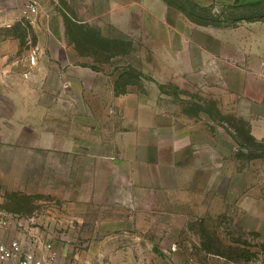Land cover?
I'll use <instances>...</instances> for the list:
<instances>
[{
	"label": "rangeland",
	"instance_id": "1",
	"mask_svg": "<svg viewBox=\"0 0 264 264\" xmlns=\"http://www.w3.org/2000/svg\"><path fill=\"white\" fill-rule=\"evenodd\" d=\"M65 1L40 0L31 16L21 0H0V130L9 140L24 125L16 145L0 147L3 240L16 239L41 259L50 244V264H264V140L239 147L232 140L233 126L248 127L238 116L249 109L241 96L264 101L257 94L263 84L246 80L251 49L264 48V0L152 2L150 18L135 9L132 36L107 38L57 19ZM65 56L89 59L81 63L90 76L117 72V92H134L176 116L211 120L214 150L207 149L209 159L206 147L200 152L197 184L186 183L191 172L184 169L183 192L164 203L159 191L127 193L122 165L118 183L102 194L116 204H67L71 194L62 187L86 179L85 170L76 161L48 160L32 144L45 137L48 121L62 126L69 94L75 105L94 108L100 98L67 87ZM184 57H192L195 74L184 71ZM261 63L264 72V55ZM107 177L102 172L90 182L105 192Z\"/></svg>",
	"mask_w": 264,
	"mask_h": 264
},
{
	"label": "crops",
	"instance_id": "2",
	"mask_svg": "<svg viewBox=\"0 0 264 264\" xmlns=\"http://www.w3.org/2000/svg\"><path fill=\"white\" fill-rule=\"evenodd\" d=\"M234 1L236 0L220 2ZM65 2L67 5L65 15L57 19L61 21L68 19L94 30L96 36L105 38L132 36L135 9L142 12L144 20V14L150 18L152 2L163 4L161 0H66ZM59 26L61 33L65 31L63 25ZM245 32L249 33L246 30ZM69 49L67 48L68 51ZM250 55L254 58L251 63L253 67L249 68L250 72L247 71L246 80H254L258 85L263 84L258 88L259 93H257L263 95L264 72L260 67L264 55L262 44H256L251 49ZM191 58L190 62L187 57L183 58V64L187 69L184 71L195 74L198 71L195 70L197 65L193 68ZM76 59L78 60L76 62L70 61L65 56L61 61L62 75L68 84L67 87L77 91L79 96L100 98L98 105L94 108L83 101L75 105V100L71 99L69 94V101L66 100L68 111L65 113L62 126L55 121H48L45 137L32 144L36 149L45 150L48 160H62L64 164L67 161H76L85 170L86 179L62 187L64 193L71 194L67 204H78L77 201H84L87 204H116V201L112 203V199L105 202L108 197L102 194L109 192L114 180L118 183L119 169L122 165L126 170L124 175L126 185H124L127 193L129 190L132 192L136 187H144L151 193L159 191L165 194L164 203L177 200L174 194L183 192V180L180 177L184 169L191 172L186 183L197 184L192 179L204 169L198 164L199 154L205 149L203 147H206V156L209 159L207 149L210 148L212 152L214 150L213 122L190 116H176L154 101L136 97L134 92L129 90L117 92L115 88L117 72L100 70L94 71L90 76L81 63L89 59L82 57ZM250 59L247 62H250ZM227 64L230 65L229 62ZM88 79L91 80L89 83H87ZM67 93H69L68 89ZM241 97L249 109L238 116L247 122L249 133L255 140H264L262 96L242 95ZM23 126L20 122L14 137L9 140L0 130V147L16 145L15 140L17 135L21 134ZM198 135L206 137L204 140H199ZM228 138L231 139L230 136ZM10 159L15 158L12 156ZM78 164L73 165L72 168ZM102 172L108 175L105 192L104 189L97 188L90 182L91 177L97 181ZM140 173H145L148 178H156L152 181L149 178L147 183H142L137 179ZM84 193L88 196H83Z\"/></svg>",
	"mask_w": 264,
	"mask_h": 264
},
{
	"label": "built area",
	"instance_id": "3",
	"mask_svg": "<svg viewBox=\"0 0 264 264\" xmlns=\"http://www.w3.org/2000/svg\"><path fill=\"white\" fill-rule=\"evenodd\" d=\"M26 7L28 15L35 16L38 13L40 0H21ZM8 226V221L4 215H0V262H11L13 264H50L55 254L52 246L47 244L46 257L36 258L33 251H22L21 244L16 239L3 240V233Z\"/></svg>",
	"mask_w": 264,
	"mask_h": 264
},
{
	"label": "trees",
	"instance_id": "4",
	"mask_svg": "<svg viewBox=\"0 0 264 264\" xmlns=\"http://www.w3.org/2000/svg\"><path fill=\"white\" fill-rule=\"evenodd\" d=\"M245 127V128H244ZM234 129V136L232 135V140H234L237 144V147L242 146L238 142L242 143H254L256 142L255 139L250 135L249 129L247 126L241 127L240 129L233 126Z\"/></svg>",
	"mask_w": 264,
	"mask_h": 264
}]
</instances>
